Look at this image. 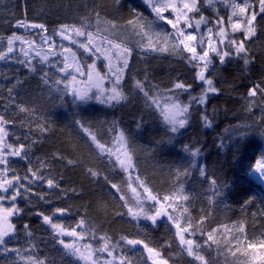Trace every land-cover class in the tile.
Wrapping results in <instances>:
<instances>
[{
  "label": "trees",
  "instance_id": "1",
  "mask_svg": "<svg viewBox=\"0 0 264 264\" xmlns=\"http://www.w3.org/2000/svg\"><path fill=\"white\" fill-rule=\"evenodd\" d=\"M96 12L101 14L102 31L95 38L107 37L132 50L122 81L127 99L114 104L95 99L79 101L65 87L67 79L57 67L37 59H30V66L21 64L19 60L28 59L20 53L0 60V117L7 121V142L23 144L28 152L27 160H9L8 177L18 175L28 183L23 177L30 175L27 169L32 167L43 172L45 181L52 178L60 185L49 189L46 182L34 180L29 198L18 197L23 212L13 220L16 228L7 239V247L20 250V254L0 250V264L13 260L27 264L30 253L45 264H82L66 254L60 236L37 214L52 215L56 208L67 211L63 217L56 214L54 222L83 232L95 248L104 243L100 237H107L109 245L116 247L113 257L119 264L121 259L124 264H155L158 259L168 264H264V185L251 175L256 163L264 158V91L254 97L248 95L257 86L264 89V20L257 17L256 36L245 41L251 57L248 65L240 59L221 64L213 56L207 74L217 92L209 93L204 104L192 101V97L202 95L207 85L195 78L198 68L185 59L189 53L173 50L171 35L164 45L167 51L142 49L149 41L138 33L146 20L155 21L142 0H0V51H7V38L13 34L29 38L45 34L58 42L61 24H79L85 17L91 18L88 30L96 33ZM219 13L227 21L229 12ZM192 15L198 18V14ZM204 15L210 21L216 18L206 6ZM107 20L122 21L126 31L103 30ZM129 20L137 21V26L128 25ZM19 21L43 23L47 32L17 28ZM154 28L174 34L163 21H156ZM233 35L243 38L242 32ZM153 41V47L161 46L155 37ZM75 51L85 59L84 53ZM56 80L62 82L56 84ZM137 80L145 85L155 104L133 87ZM178 81L191 87L170 91ZM172 99L182 104L192 101L188 123L178 133L169 131L157 106ZM205 115L210 127L205 125ZM45 125L46 131H41ZM121 131L132 159V173L122 167L115 154ZM93 136L103 145V151L96 147ZM186 148L198 150V155L192 157ZM193 160L195 167L190 164ZM200 168L205 169L203 177ZM185 169L189 170L187 176L183 174ZM89 170L97 175H90ZM213 178L217 181L215 192L210 186ZM142 182L168 209L167 217L161 216L155 224L134 220L128 214V208L139 211L137 191L147 195ZM181 183L187 201L176 198ZM166 195L173 196L174 201H164ZM184 207L188 212L182 215ZM144 209L151 214L157 211L152 205ZM81 219L85 227L76 228ZM176 223L182 228L192 225L184 235L199 245L195 253L203 256V261L195 254L189 256L186 247L180 245ZM25 224L31 236L25 232ZM239 225L244 226L243 233ZM124 237L143 243L128 245ZM144 244L159 256L149 253Z\"/></svg>",
  "mask_w": 264,
  "mask_h": 264
},
{
  "label": "snow or ice",
  "instance_id": "2",
  "mask_svg": "<svg viewBox=\"0 0 264 264\" xmlns=\"http://www.w3.org/2000/svg\"><path fill=\"white\" fill-rule=\"evenodd\" d=\"M116 3H119V0H115ZM145 5L151 9L153 13H155V21H145L141 27V32L138 34H142L148 37V44L142 45V49L144 51H167L168 48L164 45H167L169 42V36H172V48L173 50H179L186 53H189L185 59L193 68H198V71L195 73V78L201 81L204 85H207L206 88L202 89L203 94L199 97H192V101H196L199 104H204L206 98L209 93H216L217 89L213 84V80L208 78L205 73L213 63V56L218 58L219 63L224 64L228 59H240L243 61L245 65L250 63L251 57L248 54V48L246 46L245 41L251 39L256 36L257 31V17L260 16L261 20H264V0H242V2H237V0H143ZM207 7L209 10L215 13L216 18L211 20L204 15V7ZM223 6L226 9H230V14L227 15V25L230 27L232 33L242 32L243 38H237L234 35H230L227 31L225 24V16L220 15L219 8ZM170 11L174 18L165 17L164 13ZM190 14H198V18L196 15ZM236 18V19H234ZM90 17H85L84 21L79 24L76 23H64L59 26L58 34L65 40H70L71 36L75 37H84L86 42H81L76 39H71V42L74 44H78L79 47L83 48L85 52H90L92 55H97L98 53L103 56V58L108 61V69L109 72L112 73L114 80L112 81L113 87L111 89H105L103 87L105 77L101 76L100 72L97 70L95 63H88L86 65L88 71L86 73L88 80L92 81L93 76H95V86L98 88L99 93L106 94L105 100L102 102H115L119 103L121 100L127 99L122 90V75L124 70L129 66V57L132 55V50L127 46H121L119 44H113L111 40L107 37L104 39L107 40L109 47L107 49L104 48L103 42L95 41V36L98 35L102 29L99 26L101 22V14L96 12V20L98 22L96 33L93 31H89V27H91ZM156 21H163L167 25L171 26V29L174 30V34H170L167 32H158L154 28V24ZM107 25V31H126V26L123 25L122 21H113L107 20L104 21ZM128 25L137 26L138 22L129 20ZM202 26H204L202 30ZM17 28H23L27 31L29 28L31 29H39L41 32L46 33L47 29L45 24L36 23V22H24L19 21L16 24ZM147 29V31H143ZM188 29L192 31L189 32ZM54 32L57 30H53ZM199 33V37L195 34ZM153 37L161 42V46L153 47ZM44 43L49 44L48 52H44L43 49L37 50L33 41H28L29 48L40 57V60L46 62L51 65V61L49 60V55H59L58 53L52 52V45L50 43V37L44 35L41 37ZM16 41H19L20 44L25 43L24 37L20 35L13 34L7 38V51H0V60L8 59L9 54L14 51V44ZM183 46L180 48V46ZM63 47V46H62ZM116 49L115 56L121 61L120 67H115L112 63V50ZM199 49V51H198ZM24 52V55L27 57L28 53L21 49ZM64 53H69V56H64V61H68L71 58L72 64L67 62L64 63L63 68L58 69L61 72L65 73L66 77H70L71 81H75L76 77L72 76L68 71L69 68L75 67V70L79 72L81 75L85 73L82 71V65L77 62V54L72 51V49L63 47ZM99 58V56L97 57ZM202 62V66H201ZM21 64L31 65V60H19ZM31 71H35L34 67H30ZM46 75V74H45ZM45 83L48 81L45 80ZM62 81L56 80V84H60ZM68 86V83H65V87ZM133 87L139 92L142 93L146 99H151L155 104V99L150 95V92L146 90L145 85L137 80ZM191 86L185 85L183 82H176L173 85V90H182L187 91ZM258 91H264V89L259 86L255 87L253 90L249 92V96L254 97ZM73 95H75L79 100H85L88 98L87 93H80L73 90ZM97 99H100V95L96 96ZM182 104L178 101V99H172L171 101L166 100L163 106L157 105L161 108V114L164 116L166 123L169 125V131L171 133H178L180 130L184 129L186 124L188 123V113L190 104ZM205 125L210 127L211 122L208 120L207 116H204ZM7 123L4 117H0V250L3 253H8L10 251H15L17 255L20 254V250L18 249H10L7 247V239L12 236L15 232V224L12 222L11 218L13 216H18L23 212V209L18 206V197H23L28 199V194L32 191L30 184L32 181H41L46 182V185L49 189L59 188L60 185L54 181L52 178H47L45 181V177L43 172L39 169H34L32 167H28L27 173L30 175H25L23 177L24 181L28 183H23L22 178L18 175H13L11 178L8 177V173L10 169V161L8 156L19 157L21 160L28 159V152L26 150V146L20 144L18 146H14L11 143L6 142V129L4 125ZM47 126L45 125L41 128V131H46ZM113 131H115L113 129ZM117 139L123 143L125 141V133L121 131ZM93 142L96 144V147L103 151V145L97 142L96 137H92ZM192 157H196L198 155V150H189ZM68 163H72L71 160ZM121 165H125V161H120ZM192 167H195V160L190 162ZM131 165V157H128V166ZM43 167V165H42ZM127 170V168H125ZM256 171H259L261 174H264V159L258 161L256 163ZM90 171V175L96 176L97 173L95 171ZM188 169H185L184 175H188ZM200 175L203 177L206 175L205 169H199ZM180 173H177L179 176ZM217 181L213 178L210 181V186L215 192V185ZM144 192L147 194V197L154 201L155 203L160 204L161 208H164V204L161 202L158 196L153 195L152 191L143 184ZM113 188L117 186L115 184L112 185ZM179 192L176 194V198L183 199L187 201L189 197L184 195V185L181 183L178 185ZM23 190V191H22ZM136 189L133 188V192ZM120 199H125L124 196H121ZM164 201H174V197L170 195H166L163 197ZM4 201H9L7 206L4 205ZM139 211L134 210L133 208H128V214L132 217V219L137 220L143 216V218L150 220L153 224L156 223V218L161 216V211L157 210L155 214H151L150 211H145L142 202L137 205ZM67 209L64 208H56L52 215H47L43 213H37L42 217V221L44 224L49 225L51 229H53L56 234L59 235H68L72 237H76L78 239L84 238L83 232H77L75 229H65L62 224L54 222L55 215H64ZM188 208H183V213H187ZM171 220L173 217L171 215L168 216ZM85 227V220L81 219L76 228ZM177 229L176 235L179 237L180 245L186 246V251L189 256L196 255V259L203 261L204 257L195 253V248H198L199 245H194V241L192 239H187L184 233L189 232V228L192 227L189 224L188 227H181L179 223L175 224ZM24 230L28 236H31L32 233L29 229V225H24ZM90 230V229H89ZM238 230L240 233L245 231L243 225L238 226ZM209 239H212L211 234H209ZM102 241H104L103 245L99 248L93 249L91 245H77V244H69L64 243V241H60L63 245L64 249L67 250L68 255L78 256L81 260L85 261V264H101L99 257L95 260L93 259L94 252L104 253L106 252L109 257L113 256L114 251L116 250L115 246L109 245L107 237H100ZM125 240L128 245H138L142 244L143 241L139 239H128L126 237L122 238ZM147 248L149 253H154V249L148 247L147 244L143 245ZM250 247L254 245H249ZM261 246L264 247V242L261 243ZM154 256L158 257L159 253H154ZM8 264H17L15 260L8 262ZM27 264H45V261L39 260L38 258L34 259L33 254H29L27 257ZM103 264H114L113 261H104ZM121 264H124L123 259H121ZM155 264H168V261L165 259L155 260Z\"/></svg>",
  "mask_w": 264,
  "mask_h": 264
},
{
  "label": "rangeland",
  "instance_id": "3",
  "mask_svg": "<svg viewBox=\"0 0 264 264\" xmlns=\"http://www.w3.org/2000/svg\"><path fill=\"white\" fill-rule=\"evenodd\" d=\"M237 2H240V0H237ZM145 4V3H144ZM149 8V7H148ZM149 10L151 11V9L149 8ZM222 10H227L230 14V9H226L224 8L223 6H220L219 8V12H221ZM155 15V13H153ZM165 17H169V18H174V16L172 15V13L170 11H167L164 13ZM170 15V16H169ZM192 15V14H190ZM236 19V18H234ZM170 26V25H169ZM224 26L226 27L227 31L229 32L230 35H233V33L231 32V29L230 27H228L227 25V21H225V24ZM171 27V26H170ZM204 26H202V30H203ZM28 31V30H27ZM29 31H31L32 33H37L39 32L40 30L39 29H29ZM189 32H191L192 30L191 29H188ZM30 32V33H31ZM198 37H199V33H195ZM45 34H43L44 36ZM42 36H36V37H25L24 36V39H25V43L24 44H20L19 41H16L15 44H14V51L13 53L9 54L10 56L12 55H15V54H18V55H22L24 56L25 58L24 59H37L38 61L40 62H43L40 60V57L37 56L33 51L32 49L29 48V45H28V41H33V45L34 47L39 50V49H43L44 52H48L49 50V44L48 43H44L43 40L41 39ZM59 41L58 42H54L52 40H50V43L52 45V52L54 53H58L59 55H49V60L51 61V65L52 66H49L48 63L46 62H43L44 64H47L49 67H57L58 69L60 68H63V65L65 62L69 63V64H72V61H71V58H69L68 61H64V56H69L70 57V54L69 53H64L63 52V47H67V48H70L72 49L73 52L76 53L75 50H79L81 51L82 53H84V57L85 59H81L80 56L77 54V62H79L83 67H82V71L85 73L84 75H81L79 72H77L75 70V67H71L68 69V71L71 73L72 76H75L76 79L75 81H71V78L70 77H66L65 76V73H63V77L65 79H67L65 81V83H68V86H67V89L69 90V92L73 95V90L77 91V92H80V93H87V96L88 98L83 100L84 101H91V100H97L99 102H102L105 100V97H106V94L104 93H99V90L98 88L95 86V76H93V80L90 81L88 80L87 78V67L86 65L88 63H95L96 64V67H97V70L100 72L101 76L105 77L104 79V83H103V87L105 89H111L113 87V84H112V81L114 80V77L112 76V73L109 72V69H108V61H106L102 55H100L99 53L97 55H92L90 52H85L83 48L79 47L78 44H74L71 42V39H76V40H79L81 42H86L85 38L84 37H75L74 35L71 36V39L70 40H65L61 37V35L58 34V38H57ZM95 41L97 42H103V45H104V48L107 49L109 47L108 43H107V40L105 39H98V38H94ZM115 44V43H113ZM63 46V47H62ZM21 49H24V51H26L28 53L27 57L24 55V52L21 51ZM199 51V49H198ZM115 52H116V49H113L112 50V63L115 65V67H120L121 66V61H119L116 56H115ZM99 56V58H97ZM89 58L92 59V61L90 62L89 61ZM130 59H131V56L129 57V63H130ZM102 63L104 64V68H101V65ZM201 66H202V62H201ZM210 70V67L209 69L206 71V73ZM127 69L124 70V73L122 75V81L124 80V77H125V73H126ZM100 95V99H97L96 96L97 95ZM74 98H76L77 100H79L75 95H73ZM79 101H82V100H79ZM102 103H105V104H114L115 102H102ZM165 103H162L160 106H163ZM160 108V107H159ZM161 110V108H160ZM6 139V142H7V137H5ZM115 154L119 160V162L121 160L125 161V165L122 166L124 169L127 168V172L129 173H132V169H133V163H132V159H131V165L130 167L128 166V157H130V154H129V151H128V147H127V144L126 142L124 141L123 143H121L120 141H118L117 143V147H116V150H115ZM8 159L11 160V159H16L15 156H8ZM264 159V158H262ZM261 159V160H262ZM260 160V161H261ZM121 164V163H120ZM256 166L253 168L252 172H251V175L253 176V178H255L256 180L260 181L263 185H264V174H261L259 171H256ZM137 198L138 200L140 201V203L142 202L143 204V207H147L148 205H152L154 207H156L157 210L161 211V216L163 217H167V214H168V209L166 206H164V208H161L160 204L158 203H155L154 201H152L151 199H149L147 197V195L145 194H142L141 192H138L137 191ZM145 210V209H144ZM154 215V214H153ZM161 216L157 217V219H159ZM15 218V216H13L11 218L12 222H13V219ZM142 220H148V219H145L143 218V216H141ZM57 223V222H56ZM61 240L64 241V243H69V244H77V245H85V244H89L85 238L83 239H78L76 237H72V236H68V235H59ZM90 245V244H89ZM93 249H96L93 245H91ZM186 247V246H185ZM100 255H104L105 257L101 258ZM107 253L104 252V253H100V252H94L93 253V259L95 260L97 257H99L100 261H101V264H103L104 261H113L114 260V264H119V261H117L113 256L107 258ZM75 259H77L78 261H80L82 264H85V261L84 260H81L78 256H73ZM89 264H91V262H89Z\"/></svg>",
  "mask_w": 264,
  "mask_h": 264
},
{
  "label": "flooded vegetation",
  "instance_id": "4",
  "mask_svg": "<svg viewBox=\"0 0 264 264\" xmlns=\"http://www.w3.org/2000/svg\"><path fill=\"white\" fill-rule=\"evenodd\" d=\"M142 1H143V0H142ZM143 3H144V2H143ZM3 203H4L5 206H7V205L9 204V201H4ZM14 219H15V218H14ZM14 219H13V220H14Z\"/></svg>",
  "mask_w": 264,
  "mask_h": 264
},
{
  "label": "water",
  "instance_id": "5",
  "mask_svg": "<svg viewBox=\"0 0 264 264\" xmlns=\"http://www.w3.org/2000/svg\"><path fill=\"white\" fill-rule=\"evenodd\" d=\"M205 75L208 77V74L207 73H205ZM59 217H63V215H59Z\"/></svg>",
  "mask_w": 264,
  "mask_h": 264
}]
</instances>
